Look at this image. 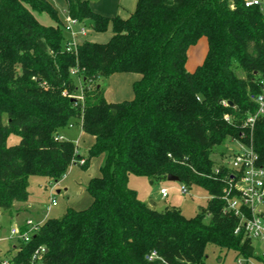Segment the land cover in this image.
Here are the masks:
<instances>
[{"label": "trees", "instance_id": "1", "mask_svg": "<svg viewBox=\"0 0 264 264\" xmlns=\"http://www.w3.org/2000/svg\"><path fill=\"white\" fill-rule=\"evenodd\" d=\"M64 1L67 17L90 19V29L111 30V38L68 51L65 23L49 1L0 0V215L29 200L30 177L58 183L73 166L103 162L86 185L90 206L47 219L12 262L206 264L210 244L253 257L251 240L234 232L238 218L225 212L226 170L216 175L212 153L238 143L264 167V115L245 126L264 77V11L243 0H138L123 19L95 13L92 0ZM41 13L54 24L40 23ZM203 37L205 60L188 72V49ZM119 73L140 76L134 98L107 102L98 81ZM73 121L93 139L85 157L59 137ZM11 135L19 142L10 146ZM131 175L153 183L176 176L186 190L202 188L207 206L192 218L159 213L129 188Z\"/></svg>", "mask_w": 264, "mask_h": 264}, {"label": "rangeland", "instance_id": "2", "mask_svg": "<svg viewBox=\"0 0 264 264\" xmlns=\"http://www.w3.org/2000/svg\"><path fill=\"white\" fill-rule=\"evenodd\" d=\"M50 2V0H47ZM55 4H51L55 7V9L58 12V16L60 19H62V23H65V16L66 12L64 9L65 1L64 0H54ZM92 2H102V0H92ZM39 22H41L43 25H52L54 24V21L52 18L46 14L41 13L36 15ZM45 22V23H44ZM84 32H87L88 35H98V37H104L105 33H94V31L90 28H85ZM109 33V32H108ZM78 34H82V27L79 24L73 25L72 32L64 31V37L66 42H68L69 46L73 47L75 45V39L77 38ZM103 39V38H101ZM105 39V38H104ZM200 38L197 43L193 46H190L189 54L191 56L196 54V57H198L200 62L205 60L208 46L206 43V40H201ZM77 41V39H76ZM203 41V42H202ZM205 41V42H204ZM191 61V60H190ZM187 62V61H186ZM193 68V67H192ZM194 67L192 71L195 69ZM187 70V69H186ZM239 76H243V73L239 69L236 70ZM135 75V74H134ZM75 84L78 88V92L76 93V96L79 97L81 94L80 90V79L77 76H74ZM99 85L104 89V92H109L110 95H118V88L117 85H111L108 79H100ZM127 92L129 89V93H133V89L126 88ZM122 90V89H120ZM108 98V100L115 102V98ZM124 101L127 99H123ZM122 100V101H123ZM121 101V102H122ZM77 121H73L72 123H76ZM71 123V124H72ZM69 125L65 127L64 129L60 130L59 133L64 134L67 136V140L74 143V145H78V151L81 156H87V150L92 146L93 139L92 138H81L80 135V128L78 125ZM79 143H76V142ZM19 142V138L15 135H11L8 138V145H15ZM238 147L234 142L227 141L224 145L217 147L216 151L212 153L213 159L219 164L224 165L225 161H227V158L229 159L230 156L234 153L235 150H237ZM103 157H94L90 160L89 168L88 170L84 171L80 167H76L73 171L74 173H70L68 175V180L73 182V185L77 187L76 191L77 194L74 193L71 194V191H69V201L67 202L66 196H64L63 185H65V179L57 184L54 180H49L46 177L43 176H32L29 179V194L30 198L32 200V206L41 213L42 210H44L45 206L53 205L51 199H54L55 202L59 201L61 204H72V201H75V205H80L84 202V200L87 198V201L90 200L89 204L86 207H89L91 204V197L89 196L88 192L86 191V185L87 180L90 178H94L98 176L99 174V168L102 165ZM76 171V172H75ZM75 183V184H74ZM128 186L130 189L134 190L137 194L138 199L142 203H146L151 208H153L155 211L161 213L164 212L167 208H172L178 210L183 216L186 218H192L196 216L199 212V208H205L207 206L208 197L207 193L200 187H192L190 189H187V193H183V188L180 186L177 182L174 181H168L167 179L159 181V182H151L146 177H138L131 175L129 177ZM81 187V188H80ZM71 190V188L69 187ZM166 189L168 196L166 198H163L160 195V190ZM61 191L60 194L57 193V191ZM74 190V189H73ZM83 192L80 196L79 192ZM89 199V200H88ZM84 207V209L86 208ZM0 215V223H3L4 214L3 217ZM209 220L208 217L205 218V222ZM11 227V224H6L4 226L5 231L9 232V229ZM6 252V251H5ZM206 264H237V257L236 254L229 250L225 251L223 249H220L219 247L215 245H208L206 249ZM38 261V259H36ZM245 264V263H244Z\"/></svg>", "mask_w": 264, "mask_h": 264}, {"label": "built area", "instance_id": "3", "mask_svg": "<svg viewBox=\"0 0 264 264\" xmlns=\"http://www.w3.org/2000/svg\"><path fill=\"white\" fill-rule=\"evenodd\" d=\"M243 3L246 8L259 7L264 11V0H243ZM75 24L82 27V34H84L83 23L69 17L65 22V30L72 32ZM71 48L73 47L68 45L67 50L71 51ZM260 85L261 92L253 97L257 110L245 120V126L248 127H253L257 119L264 115V77L260 81ZM235 144L238 149L229 159L227 158L224 165L216 168L214 172L219 175L221 167L226 170L222 179L227 187L223 190L222 199L225 201V212L233 214L239 220L234 231L235 234H242L244 238L250 239L252 245L253 242L259 243L264 261V167L258 162V157L251 147ZM80 163L83 164L84 160H81ZM183 193H187L186 188H183ZM160 195L166 198L168 196L167 190L161 189ZM52 203L54 206L56 205L54 199ZM42 224L33 219H28L21 227H11L7 237H0V264H15L12 262V256H6L3 252L1 243L12 240L19 244L21 242L28 243ZM43 253H45V249L40 247L35 252L33 259L40 260ZM253 258H245L240 255L236 262L237 264H253Z\"/></svg>", "mask_w": 264, "mask_h": 264}, {"label": "crops", "instance_id": "4", "mask_svg": "<svg viewBox=\"0 0 264 264\" xmlns=\"http://www.w3.org/2000/svg\"><path fill=\"white\" fill-rule=\"evenodd\" d=\"M137 1L138 0H102V2H91L90 7L95 13H97L101 16H105V17L118 16L120 18L125 19V18H128L129 15L135 10ZM50 2L52 4H55L54 0H50ZM60 20H62V19H60ZM66 20H67V16H65V21ZM94 33H96V32H94ZM111 36H112L111 30H108L104 37H98V35H94V37H93V35H88V33L85 32L84 34H78V36L76 38L77 41L75 39V45H78V44H80L86 40L93 41V42H99V43H105L111 38ZM101 38H103V39H101ZM204 39L206 40V38H204V37L201 40H204ZM206 43H207V40H206ZM189 49H190V47H189ZM189 49H188L187 54H189ZM192 54L193 55H191V56L188 55V59L186 62V69L188 72H193L203 62V61L200 62L201 60H199L198 57H196L197 53L194 54L192 52ZM192 67L193 68L196 67V68L192 71V69H193ZM139 79H140L139 75H136V74L134 75L132 73H119V74H114V75L110 76L108 78V80L112 86L114 84L117 85V88H118L117 94L118 95H115L114 97H112L113 95H110V93L108 91L104 92L105 100L107 102H113L111 100L110 101L108 100V98H111V97L115 98V100H116L115 102H121L123 99H127L125 101L132 100L134 98V92L129 93V89L127 92L126 88L128 87L131 89V87H132V89H133V84L136 81H138ZM120 89H122V90H120ZM74 124L78 125V127L80 128L81 138H84V137L89 138V136H86L83 133L80 121H77L76 123H72L71 125H74ZM59 137H60V139L67 140V138H66L67 136H65L64 134L59 133ZM76 143H79V142L77 141ZM77 148H78V145H77ZM76 167L77 166L71 167L68 170L66 176L58 182V184H59L64 179L66 180L65 185H63V187H65L63 189V192H64L63 194H64V196H66L67 202L69 201V198H68L69 191H71V194H73V193L75 195L77 194V191H76L77 187L73 185V182H71V180L69 181L67 179L68 175L71 172L74 173L73 170ZM90 179L91 178L89 177V179L87 181H89ZM69 187L71 188V190L69 189ZM57 193L60 194L61 191L59 190V191H57ZM82 193L83 192H81V191L79 192L80 196ZM52 200L53 199H51V201ZM67 202H66V204H61V202L56 201L55 206H52V205L51 206L50 205L45 206L44 210H42L41 213H39V211L32 206L33 203H32V200L30 197L26 203H16L14 205V209H13L12 214H5L6 216H4V215L1 216V217L4 216L3 217L4 220H3V223H0V237H7L9 234V232L5 231V229H4V226L6 224H11V227H13V226L21 227V226H23L25 221L28 219H33L35 221L44 223L47 219H50V218H60L65 213V211L68 207L73 208L75 210H82V209H84V207H86L89 204L90 200L87 201V198H86L84 200V202L80 205H75L74 204L75 201H72L73 202L72 204H70V203L67 204ZM18 246H19V243H17V241H15V240H12L11 242L5 241V242L1 243V249L3 250V252L9 251L10 256H13L16 254ZM253 247H254V256H253L254 257L253 258L254 263L253 264H264V261L262 259L261 246L259 245V243L253 242ZM236 257H237V255H236Z\"/></svg>", "mask_w": 264, "mask_h": 264}, {"label": "water", "instance_id": "5", "mask_svg": "<svg viewBox=\"0 0 264 264\" xmlns=\"http://www.w3.org/2000/svg\"><path fill=\"white\" fill-rule=\"evenodd\" d=\"M83 25H84L85 28H91V27L94 26V21H92V20H90V19H89V20H86V21H84ZM228 104H229V105H232L230 102H229ZM167 180H168V181H174V182H177V183L181 186V183H180V181H179V178L176 177V176L169 175V176L167 177Z\"/></svg>", "mask_w": 264, "mask_h": 264}]
</instances>
